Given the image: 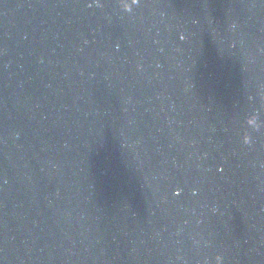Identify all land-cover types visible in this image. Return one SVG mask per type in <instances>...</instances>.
I'll return each instance as SVG.
<instances>
[{"label":"water","instance_id":"obj_1","mask_svg":"<svg viewBox=\"0 0 264 264\" xmlns=\"http://www.w3.org/2000/svg\"><path fill=\"white\" fill-rule=\"evenodd\" d=\"M0 264H264V0H0Z\"/></svg>","mask_w":264,"mask_h":264},{"label":"snow or ice","instance_id":"obj_2","mask_svg":"<svg viewBox=\"0 0 264 264\" xmlns=\"http://www.w3.org/2000/svg\"><path fill=\"white\" fill-rule=\"evenodd\" d=\"M94 2L96 3V6H97V7H99L100 4H101V0H94ZM91 6H92V5L89 4V7H91ZM221 171H223V170L221 169Z\"/></svg>","mask_w":264,"mask_h":264}]
</instances>
